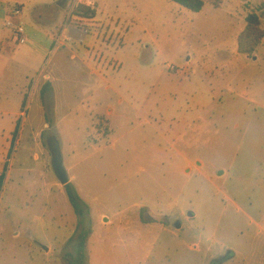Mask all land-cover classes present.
<instances>
[{
  "label": "rangeland",
  "instance_id": "1",
  "mask_svg": "<svg viewBox=\"0 0 264 264\" xmlns=\"http://www.w3.org/2000/svg\"><path fill=\"white\" fill-rule=\"evenodd\" d=\"M53 1L0 3L20 7L25 26L36 5ZM90 1L103 4L101 20L120 19L129 58L114 74L127 105L118 110L115 97L87 100L67 70L59 95L39 91L35 103L32 89L0 83V154L9 139L0 264H67L81 229L88 231L84 264H264V38L252 57L234 53L247 14L257 13L264 30V0H222L223 24L204 32L188 31L181 7L169 0ZM136 3L153 10L144 30L135 27ZM150 39L164 42L162 54L142 48ZM217 52L235 76L215 101L205 91L216 89L213 81L177 90L193 77L183 71L189 55L198 67ZM20 104L29 111L15 124ZM51 136L81 218L52 169Z\"/></svg>",
  "mask_w": 264,
  "mask_h": 264
},
{
  "label": "crops",
  "instance_id": "2",
  "mask_svg": "<svg viewBox=\"0 0 264 264\" xmlns=\"http://www.w3.org/2000/svg\"><path fill=\"white\" fill-rule=\"evenodd\" d=\"M119 2L122 3L124 0ZM171 3L175 2L171 1ZM78 5L94 9L95 16L87 18L76 15L72 10ZM101 7H103L101 2L94 1L93 4L90 0H57L49 4L36 5L32 23L27 22L28 24L26 23L24 26L27 42L24 45H17L11 37L10 30L5 27V20L8 17L10 7L0 3V83H4L6 79L18 90L20 87L24 89V92L32 89L35 103L38 100L37 93L45 85H49V89L55 95H59L55 92L58 88L57 83L62 82L65 77L64 72L67 70L73 76L72 81L76 89H83L87 93V100L90 101L98 96L108 99L115 97L118 110L127 105L116 85L117 81L114 74L116 69L120 71L123 68L126 58H129L124 36L118 30L121 25L120 19L101 20L98 16ZM179 7H181L177 8L179 15L184 14L185 20L190 22L187 26L188 31L195 29L204 32L206 27L220 28L223 24L224 19L217 16V11L222 5L220 8H215L206 2L199 12L190 11L180 5ZM133 8L134 17H136L135 27L140 30L149 27L153 21L149 17L150 11L153 12L151 7L144 9L136 3ZM204 10L207 13L201 16ZM67 11L68 14H65ZM142 11L145 12L146 16L143 20L141 18ZM209 15L210 18H208ZM230 16L236 23L235 17L231 14ZM21 20L24 23V16L21 17ZM243 24H245L244 21ZM27 26H30L31 32L27 30ZM234 37H236V33H234ZM142 42L141 40L140 43ZM144 42H148V44L142 48L145 47L149 54L156 57L157 54L163 53L164 42L154 39ZM172 43L175 44V41ZM176 50L184 51L180 44L177 45ZM234 53L235 57L240 55L237 52V46ZM225 57L223 53L217 52L213 57H209L201 65L195 67V58L193 55H189L183 71L184 76H186V71L193 72V77L189 76L180 80L177 90L184 92V90L191 91L198 87L204 88L203 85L206 80L213 81L216 89H207L205 86V91L211 97L212 102L215 101L218 96L216 95L217 89L220 86L223 88L227 86L235 76L234 70H224L227 64L224 63L226 59L223 58ZM227 58L229 57L227 56ZM47 59L48 65L43 69ZM111 62H114L113 66ZM224 65L225 67L222 68L221 66ZM149 72L151 70L148 69ZM23 97L25 99V93ZM170 106L173 105L168 107ZM115 110V108L108 107L107 114L111 111L109 115H115ZM28 111L23 112L20 104L19 111L12 113L14 123L16 124L19 116L26 117ZM188 114L186 113V117ZM190 116L192 114L188 118ZM194 116L190 119H193ZM11 134L12 132L8 134L9 138ZM8 146L9 139L7 138V147L0 154V173L4 171L6 165Z\"/></svg>",
  "mask_w": 264,
  "mask_h": 264
},
{
  "label": "trees",
  "instance_id": "3",
  "mask_svg": "<svg viewBox=\"0 0 264 264\" xmlns=\"http://www.w3.org/2000/svg\"><path fill=\"white\" fill-rule=\"evenodd\" d=\"M178 5L193 11L199 12L205 5L207 0H170ZM213 5L215 8H220L222 5V0H215L208 2ZM76 15L92 18L95 16V10L84 5H78L76 10ZM244 29L237 36V52L241 55H247L252 57L254 52L257 50L261 44L262 39L264 38V30L261 25L260 16L255 12H250L246 15L244 19ZM49 89V85H45L41 91L40 95L43 96L44 93ZM5 178V169L0 173V195L3 189ZM65 192L68 198L70 205L74 213L78 217H82V207L81 200L75 188L67 183L64 185ZM82 219L78 221V227H81ZM88 231L86 229H81V231L76 235L75 248L73 252H68L64 255V260L67 264H84L86 258L85 245L87 239Z\"/></svg>",
  "mask_w": 264,
  "mask_h": 264
},
{
  "label": "built area",
  "instance_id": "4",
  "mask_svg": "<svg viewBox=\"0 0 264 264\" xmlns=\"http://www.w3.org/2000/svg\"><path fill=\"white\" fill-rule=\"evenodd\" d=\"M21 17V8L12 6L8 9V17L5 20V27L10 30L11 37L17 45H24L27 42L26 30ZM171 69L175 70L173 67Z\"/></svg>",
  "mask_w": 264,
  "mask_h": 264
},
{
  "label": "water",
  "instance_id": "5",
  "mask_svg": "<svg viewBox=\"0 0 264 264\" xmlns=\"http://www.w3.org/2000/svg\"><path fill=\"white\" fill-rule=\"evenodd\" d=\"M47 146L51 154L52 169L59 182L64 186L67 183H69V180H68L67 172L63 166L59 145L57 141L54 139V137L51 136L47 139ZM175 226L176 228H179L180 224L176 222Z\"/></svg>",
  "mask_w": 264,
  "mask_h": 264
}]
</instances>
